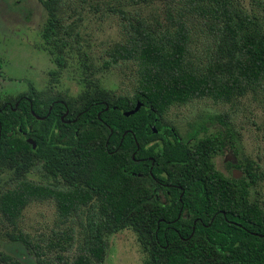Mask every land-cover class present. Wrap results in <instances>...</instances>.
<instances>
[{"label":"trees","instance_id":"1","mask_svg":"<svg viewBox=\"0 0 264 264\" xmlns=\"http://www.w3.org/2000/svg\"><path fill=\"white\" fill-rule=\"evenodd\" d=\"M94 1L89 10L123 25L103 66L134 63L137 85L132 95H111L88 74L85 55L78 96H40L30 85L0 104V184L8 185L0 188V219L15 225L32 201H52L63 220L87 213L71 258V233L47 245L53 262L26 235L11 240L26 246L35 264H103L109 238L130 229L144 264H264V208L250 199L258 180L253 163L235 166L244 174L238 179L214 167L224 148L237 151L225 117L200 119L182 140L164 121L173 105L232 103L264 90V0H253L249 12L238 0ZM63 2L42 1L44 48L60 67L65 50H73L63 37L72 32ZM197 39L204 51L197 52ZM37 167L39 183L27 178ZM0 264L22 263L0 252Z\"/></svg>","mask_w":264,"mask_h":264},{"label":"rangeland","instance_id":"2","mask_svg":"<svg viewBox=\"0 0 264 264\" xmlns=\"http://www.w3.org/2000/svg\"><path fill=\"white\" fill-rule=\"evenodd\" d=\"M42 1L0 0V104L7 99L15 100L27 92L30 85L40 96H78L83 87L80 76L86 71L81 63L85 55L88 74L99 80L102 88L115 96L132 95L137 85L136 65L120 62L109 68L103 66V62L109 60L108 51L113 44L122 40L120 19L112 14H102L103 10L98 13L89 10L88 6L94 5V0H64L61 16L66 28L68 26L72 32L63 37L73 50H65V65L60 67L44 48L41 34L47 16ZM238 1L246 11L255 10L253 0ZM154 8L162 7L156 3ZM203 42L202 39L196 40L197 52L204 51ZM213 115L225 117L237 141V151L216 157L214 167L226 177L234 171L237 178H242V169L234 165L243 167L246 161H251L258 180L250 188V199L264 208V90L250 92L232 103L205 98L173 105L164 121L176 131L178 138L184 139L193 124ZM225 164H231L228 170ZM27 178L41 182L40 167L31 171ZM3 186L8 187L0 184V188ZM86 214L84 210L78 216L63 220L58 217L52 201H32L15 225L0 219V252L22 264H35V257L27 247L11 240L12 236L22 233L42 247L46 261L53 262L54 254L49 252L47 245L61 234L71 233L76 237L71 254H68L71 258L82 242ZM144 259L136 234L126 229L109 238L103 264H144Z\"/></svg>","mask_w":264,"mask_h":264},{"label":"flooded vegetation","instance_id":"3","mask_svg":"<svg viewBox=\"0 0 264 264\" xmlns=\"http://www.w3.org/2000/svg\"><path fill=\"white\" fill-rule=\"evenodd\" d=\"M171 131L173 132V130L171 129ZM176 138L178 139V140H182L181 138H178V136L176 135ZM151 146V144L149 143L148 145H147V147H150ZM224 151H225V153L224 154H218V155H216V156H214V158H213V163H214V159L216 158V157H218V156H225V154L226 153H228V152H230V151H228L227 150V148H224L223 149ZM149 159H151V158H147V160H149ZM237 164H235L234 165V167L236 166ZM230 166H231V164H225V168L228 170V168H230ZM236 168V167H235ZM216 169V168H215ZM238 169V168H237ZM220 172V171H219ZM221 173V172H220ZM223 174V173H222ZM224 175V174H223ZM225 176V175H224ZM230 176H233V172H232V174H230ZM229 176V177H230ZM228 177V176H227ZM158 184L159 185H162V187H164V186H166L165 184H162V183H159L158 182ZM153 195L154 196H156L155 198L156 199H158V200H160V197H159V195L161 196V198H162V200L161 201H165V198H164V195H163V192H162V190L161 189H159V188H157V187H153Z\"/></svg>","mask_w":264,"mask_h":264},{"label":"water","instance_id":"4","mask_svg":"<svg viewBox=\"0 0 264 264\" xmlns=\"http://www.w3.org/2000/svg\"><path fill=\"white\" fill-rule=\"evenodd\" d=\"M142 107V104L141 103H138V104H136V106L132 109V110H130V111H128V112H125L124 113V116L125 117H129V116H131V115H134L135 113H137L138 111H139V109ZM154 131H156L155 129H154ZM27 142L32 146V148L34 149L35 148V143L31 140V139H27ZM233 177L234 178H237V174H235V172L233 171ZM238 179V178H237Z\"/></svg>","mask_w":264,"mask_h":264}]
</instances>
